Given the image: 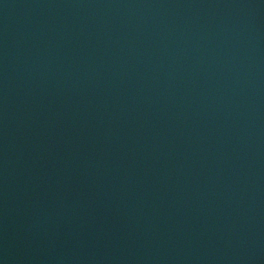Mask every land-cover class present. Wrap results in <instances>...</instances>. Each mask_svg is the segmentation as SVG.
<instances>
[{"label":"water","instance_id":"water-1","mask_svg":"<svg viewBox=\"0 0 264 264\" xmlns=\"http://www.w3.org/2000/svg\"><path fill=\"white\" fill-rule=\"evenodd\" d=\"M0 264H264V0H0Z\"/></svg>","mask_w":264,"mask_h":264}]
</instances>
